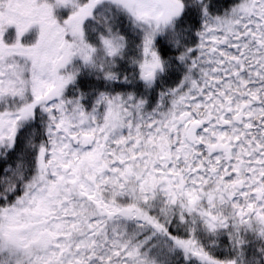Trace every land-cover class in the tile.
<instances>
[{"label": "snow or ice", "instance_id": "1", "mask_svg": "<svg viewBox=\"0 0 264 264\" xmlns=\"http://www.w3.org/2000/svg\"><path fill=\"white\" fill-rule=\"evenodd\" d=\"M0 264H264V0H0Z\"/></svg>", "mask_w": 264, "mask_h": 264}]
</instances>
